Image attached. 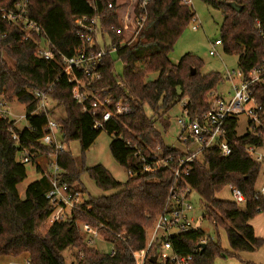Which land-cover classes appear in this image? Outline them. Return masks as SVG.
I'll return each mask as SVG.
<instances>
[{"label":"trees","instance_id":"obj_1","mask_svg":"<svg viewBox=\"0 0 264 264\" xmlns=\"http://www.w3.org/2000/svg\"><path fill=\"white\" fill-rule=\"evenodd\" d=\"M201 1L223 13L220 38L224 52L237 55L238 66L243 71L261 64L264 39L257 22L264 27V0ZM23 2L0 0V5L14 8ZM109 2L113 3L112 8ZM137 2H131L130 28L122 34L112 28L122 26L120 11L126 10L127 17L131 3L123 5L119 0H26L27 15L43 29L40 35L28 39L23 38L20 26L1 24V32L6 36L0 35V100L16 99L23 103L28 116L23 127L14 121L0 119V257L24 256L29 264H68L64 253L72 249L76 252L69 264H136L133 252L146 246L148 234L168 197L173 173L170 166L155 172H142V163L119 136L121 134L144 150L155 149L161 144L166 153L170 152L156 128V123L164 129L168 126L160 111L166 112L185 100L191 116L205 113L210 107V93L224 82V78L219 72L203 74V62L194 54L186 53L178 63L169 57L195 16L192 5L184 0H152L147 7L146 20L135 34V19L140 13ZM82 16L99 18L112 39L109 47L125 41L115 53L104 57L98 68L101 78L93 81L90 88L100 91L101 99L111 96L114 103L122 101L131 106L130 114L111 120L105 129L113 135L110 142L113 157L136 175L119 182L102 165L79 168L70 152H60L58 163L63 170L62 178L71 189L83 193L81 173L87 171L99 188L115 191L85 198L83 210L74 211L72 220L49 223L53 207L46 193L50 183L46 178H39L27 186L25 196L21 197L18 184L26 179L27 170L18 156L23 149L39 156L54 150L41 141L47 116L30 114L38 104L31 90H46L52 83L54 86L49 94L56 105L50 113L58 117L65 144L78 141L84 154L104 130L94 128L93 117L84 112L73 97L74 83L62 73L60 54L72 56L83 45L76 36L79 28L76 20ZM44 37L53 45L57 61L36 56V49ZM117 60L123 63L121 75L115 71ZM155 72L159 73L157 79L146 81V76ZM86 79L89 81L88 77ZM258 96L264 100V86L260 87ZM59 106L63 107V116L56 113ZM146 106L153 112L151 117L146 113ZM236 126L235 118L227 126L233 153L222 157L215 148L207 149L186 177L205 201L204 219L216 228L225 229L230 249H224L220 240L210 235L206 247H198L206 236L201 228L173 236L174 250L180 255H193L190 264H214L218 257L255 252L264 246V238L256 236L250 223L258 213L264 212V194L258 193L255 187L262 164L246 152L247 146H264V128L238 136ZM11 130L19 135V142L12 138ZM114 131L118 132L114 134ZM228 185L243 192L246 197L243 207L217 197ZM77 221L104 224L107 230L103 232L116 241L117 253L111 257L87 245Z\"/></svg>","mask_w":264,"mask_h":264},{"label":"built area","instance_id":"obj_2","mask_svg":"<svg viewBox=\"0 0 264 264\" xmlns=\"http://www.w3.org/2000/svg\"><path fill=\"white\" fill-rule=\"evenodd\" d=\"M152 0H138L139 10L136 16L135 24L137 30L143 26L147 17V7ZM191 5V0H184ZM108 6L113 7L109 2ZM131 15H127L126 21L121 27H113L117 34H122L129 29L131 24ZM193 22L197 19L193 17ZM16 24L23 30V38H32L34 35H40L43 32L42 27L36 21L27 15L26 0L14 8H5L0 5V35L6 36L1 32V24ZM78 31L76 36L82 41L83 45L72 56L60 54L62 73L74 83L72 94L75 100L82 106L84 112L91 115L94 119V128L105 129V125L111 120H119L121 116L130 114L132 108L128 103L118 101L113 102L111 96L101 99V92L92 90L90 84L101 78L99 66L107 54L115 53L119 46L124 44V40L119 44H111V37L107 30L103 28L98 17L82 16L76 20ZM257 27L264 39V27L257 22ZM198 25L193 26L197 29ZM109 37V39H107ZM222 45L221 38L211 43L212 49L210 55H218L217 46ZM36 56L47 60L57 61L53 45L44 37L42 43L36 49ZM80 73L83 77H79ZM89 78L87 81L86 78ZM224 82L231 83L229 98H224L218 90L210 93L209 110L201 115L191 116L186 103L183 104L181 118H178L179 133L177 136L178 144L170 147V152L166 153L164 147L159 144L155 149L146 148L125 139L121 134L120 138L126 146L133 150L143 165L142 172H155L162 168L171 167L173 176L168 197L160 214L157 216L155 224L148 234L146 246L133 252L136 264H148L156 256L153 264H190L193 255H180L174 250L171 238L175 235L188 232L194 228L195 210L193 206L194 189L186 181L193 166L202 159L203 153L209 148H215L220 156L228 157L233 153V145L228 136V123L231 119H237L241 115H246L249 120L251 133H256L257 128H264V100L258 96L260 87L264 86V59L258 66L248 71H243L239 66L237 69H227L223 74ZM54 83L50 84L46 90H31L33 96L38 100L37 107L30 114H45L47 123L43 128V137L41 141L50 147L53 151L48 155L39 156L29 150L23 149L21 152V162L36 163L40 178H46L50 183V188L46 193V199L52 204V212L49 216L50 222H60L73 219L74 211L83 210L85 197L83 193L73 190L63 180V170L58 163V154L66 151L65 144L62 141L61 125L58 122L57 115H52L51 103H55L49 92ZM10 101L0 100V119L14 121L16 125L15 113L9 110ZM56 105V103H55ZM55 107V106H54ZM21 115L18 119L27 118ZM18 120V121H20ZM118 131H114L116 134ZM11 136L17 142L20 141L19 135L11 130ZM61 137V138H60ZM148 150V151H147ZM246 152L254 161L264 164V153L260 152L258 147L247 146ZM129 176L136 173L128 170ZM232 201L237 205L246 203V197L243 192L234 185H228ZM263 194V189L256 190ZM81 232L85 236L86 244L98 249L99 251L113 257L117 253L116 241L109 238L103 230L107 227L99 223L92 225L88 222H76ZM126 240L127 238H122ZM208 239V238H207ZM203 239L201 243H207ZM27 264L29 262L27 261Z\"/></svg>","mask_w":264,"mask_h":264},{"label":"rangeland","instance_id":"obj_3","mask_svg":"<svg viewBox=\"0 0 264 264\" xmlns=\"http://www.w3.org/2000/svg\"><path fill=\"white\" fill-rule=\"evenodd\" d=\"M133 0H119L121 4L131 3ZM122 5V6H123ZM191 5L195 11L196 22L193 20L189 23L184 32L180 35L176 41L173 50L169 54L170 59L174 63H178L180 58L186 53H191L199 57L203 62V67L201 72L203 74L210 72H219L222 76L225 74L227 69H237L238 68V56L230 55L224 52L223 45L217 46L218 55H210L209 51L212 49L211 43L214 40L220 38V29L223 22V13L220 9L214 8L201 0H191ZM123 8V7H122ZM128 15L132 13V3L130 4ZM131 12V13H130ZM126 10H121V19L126 21L125 16ZM198 25L197 29H193V26ZM109 39V37H107ZM116 58V54H113ZM115 71L117 74L121 75L123 73V63L120 60L115 62ZM157 72L149 73L146 76V81H153L158 77ZM231 88V83L226 81L218 85V92L224 97L229 98L232 94H229ZM186 101L182 100L177 102L168 111L161 110L164 120L168 123L166 129L163 128L159 123H156V128L162 133L164 141L172 146L178 144L177 136L179 133L178 118H181L183 112V104ZM55 103H51V108H54ZM9 110L16 115V120L19 127L26 125L25 119H18L21 115L26 114V106L13 99L8 104ZM146 113L148 116H152V110L146 106ZM56 113L60 116L64 115V110L62 106L56 109ZM20 120V121H18ZM249 120L246 115H241L238 117V122L236 126V133L238 136H242L251 130L249 126ZM61 138V137H60ZM113 139V135L109 134L106 130H102L97 137L94 144L82 154L80 151V146L78 141H71L69 144H65V148L70 152L74 159L76 160L79 168L84 167L90 168L95 165H102L105 167L111 175L119 182H125L129 178L128 171L113 157L110 151V142ZM264 152V146L259 149ZM18 160H21V156H18ZM264 165V164H263ZM27 170V177L21 183L18 184V190L21 197L25 196V190L27 186L33 181L39 179L40 171L36 163L25 164ZM263 167L259 173L256 180L255 187L257 189L261 188L264 183ZM263 175V176H262ZM81 182L83 186V196L88 198L89 196H101L113 193L115 190H102L99 188L93 179L90 178L87 171L81 173ZM230 190L226 187L217 195L220 199H231ZM245 205V204H242ZM239 205V206H242ZM193 206L195 208L193 216H195L194 226L203 229L206 232V236L203 239H209V235L212 239L218 238L224 249L229 250V241L225 229L218 227L216 228L212 223L204 219L205 214V201L196 192H193ZM252 223L255 227L256 234L260 237H264V212L258 213L254 218H252ZM50 223V221H49ZM151 232V230H150ZM207 239V241H208ZM76 251L67 250L64 255L66 257L67 263H71L74 260V253ZM256 252V253H255ZM255 252H241L235 256L218 257L215 259L214 264H250L245 261L255 260L264 261V246ZM1 258V257H0ZM2 258H5L2 257ZM12 258V257H10ZM19 262L15 264H27V259L24 257L19 258ZM0 264H13L6 259H1Z\"/></svg>","mask_w":264,"mask_h":264},{"label":"crops","instance_id":"obj_4","mask_svg":"<svg viewBox=\"0 0 264 264\" xmlns=\"http://www.w3.org/2000/svg\"><path fill=\"white\" fill-rule=\"evenodd\" d=\"M263 147V146H262ZM262 147H258V149H260V148H262ZM260 151V150H259ZM260 152H262V153H264L263 151H260ZM262 167H263V170H262V172H263V175H264V165L262 164ZM262 175V176H263ZM41 177V176H40ZM39 177V178H40ZM226 188L227 189H229V186H226ZM261 189H263V194H264V183L262 184V186H261V188H259V189H257L256 188V190H261ZM230 190V189H229ZM231 194V193H230ZM223 199V198H222ZM223 200H230V201H232V196H231V199H223ZM244 205H242L241 207H243ZM253 221L251 220L250 221V223L252 224V226L254 227V225H253V223H252ZM254 231H255V227H254ZM255 234H256V231H255ZM256 236H258L257 234H256ZM258 237H260V236H258ZM261 238H264V237H261ZM251 253V252H250ZM256 253V252H255ZM10 257H12V258H10ZM20 257H24V256H5V258H0V260L1 259H6V260H8L9 262H11V263H13V264H15V263H18L20 260H19V258ZM25 258V257H24ZM257 259L255 258V260L253 259V260H248V261H245V262H247V263H250V264H264V261H260V263H258L259 261H256Z\"/></svg>","mask_w":264,"mask_h":264},{"label":"water","instance_id":"obj_5","mask_svg":"<svg viewBox=\"0 0 264 264\" xmlns=\"http://www.w3.org/2000/svg\"><path fill=\"white\" fill-rule=\"evenodd\" d=\"M233 6L237 9V10H240V7H238V6H236L235 4H233ZM195 73V70H192V74H194ZM202 247V249L203 248H205L206 247V243H201V244H199V246L198 247ZM155 260H156V256H154L153 258H152V262H155Z\"/></svg>","mask_w":264,"mask_h":264}]
</instances>
